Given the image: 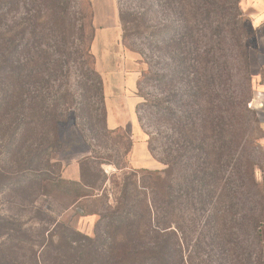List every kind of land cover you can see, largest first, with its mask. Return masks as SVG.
<instances>
[{
	"label": "rangeland",
	"instance_id": "rangeland-1",
	"mask_svg": "<svg viewBox=\"0 0 264 264\" xmlns=\"http://www.w3.org/2000/svg\"><path fill=\"white\" fill-rule=\"evenodd\" d=\"M115 1L114 11L119 16L121 12L126 14L125 23H118L120 28H117L113 45H95L92 51L96 57L91 48L89 50L92 35L90 2L63 1L68 3V16L75 28L67 43L68 55H63L56 77L48 78L44 86H47V105L54 101L52 95H57L58 109L65 108V114L62 113L63 120L58 126L57 142L51 148L45 149L48 139L30 134L21 149L23 153L20 154L24 157L10 165L0 148V166L7 163L12 172L10 182L0 190V264H75L80 253L85 257L88 250L105 251L110 242L106 234L110 230L108 224H115L118 205L124 203V191L125 196L131 198L130 203L141 200L143 195L151 193L152 186L155 187L154 183L158 181L152 176L160 178L156 183L158 187L169 185L174 189L177 198V193L183 189L178 165L193 162L188 161L190 156L185 154L188 147L184 146V149L183 144L187 145L194 127H199L200 107L204 102L206 104V99L212 101L216 94V104L222 108L223 99L233 96L240 85V75L236 72V40L247 37L252 46L250 54L255 47L249 12L242 7V0L238 3L239 11L235 7L236 0H230L226 16L221 17V21L219 17H212L213 27L205 25L200 30L195 29L192 37L182 36L184 23L177 0ZM20 8L4 11L8 24L20 20L22 11L29 12V15L34 13L36 7L26 2L25 8ZM183 27L184 33H188V26ZM78 28H81L79 35ZM198 49H203L206 59H210L198 72L213 73L211 82H202L195 75ZM224 64L230 72L228 75L223 74ZM97 70L109 74L105 84L106 88L112 89L107 92L106 103L102 101L99 88L102 87L104 95V84ZM94 71L101 78V87ZM254 72L255 69L250 72L248 94L251 99L247 108L256 111L262 121L263 116L252 104L260 89ZM210 94L212 98H209ZM63 95L66 99L61 98ZM213 107L219 111L215 104ZM106 108L109 124L107 120L105 123ZM248 118L251 121V141L243 142L235 154L238 156L241 151L253 155L250 162L254 179L260 185L258 191L264 196V127L262 125L259 130L253 116ZM35 146L38 148L36 152L32 151ZM27 148L31 149L28 153ZM32 161L37 162L32 164ZM171 164L174 170L166 172ZM83 169L86 178L96 189L99 187L95 192L99 200L82 204L84 211L90 214L79 215L73 207L63 210L61 200L64 199L52 190L48 189L44 195L42 178L54 179L62 186L78 182ZM118 169L121 170L118 172ZM230 171L228 167L226 177ZM113 174L115 176L111 178ZM237 186L238 181L232 177L225 188L229 189V194L221 201V208L226 207L227 223L248 215L247 203L241 196H235ZM190 188L189 194L175 200L172 215L159 210V219L179 221L184 227L187 236L185 255L190 257L188 264H264V242L248 231L233 230L228 239L231 243L224 248L210 242L214 233L209 229L213 226L207 217L212 211L214 196L213 205L205 199L199 201V189ZM261 215L264 227V211ZM56 222L68 229H58L52 244L47 243ZM123 226L119 231L115 230L119 236L126 231ZM80 236L92 240L89 249L84 247L87 242ZM68 240H72L73 247L66 246Z\"/></svg>",
	"mask_w": 264,
	"mask_h": 264
},
{
	"label": "trees",
	"instance_id": "trees-1",
	"mask_svg": "<svg viewBox=\"0 0 264 264\" xmlns=\"http://www.w3.org/2000/svg\"><path fill=\"white\" fill-rule=\"evenodd\" d=\"M63 1H0V26H2V28L0 27V148L8 158V164L16 163L24 157L20 154L23 153L21 149L26 137L30 134L35 138L48 139L45 149L51 148L52 144L57 142L58 126L63 120L61 116L62 113L65 114V108L64 110L58 109L59 98L56 97L57 95H52V97L55 96L53 97L54 101L47 105V86L44 84L48 83V78L56 77L55 74L60 69L63 55H68L67 43L71 40L75 28L68 16V3L65 4ZM177 1L181 19L185 27L189 28L188 33H184V25L182 26V36L185 34L191 37L195 29L200 30L205 25L209 28L213 27L212 17L216 16L220 19L226 16V9L231 4L230 0ZM239 1L235 2L236 9H238ZM26 2H31L36 7L34 13L29 15V12L22 13V11L20 20L15 23L11 21L8 24L9 21H7L4 11L9 12L13 7L16 10H21L20 6L25 8ZM236 15L241 17V14ZM125 17L126 14L121 12L119 19L123 25ZM250 27L253 31L251 24ZM123 30L125 33L124 26ZM229 31L232 33L230 29ZM76 32L78 35L81 34V28H78ZM92 37L93 29L89 50ZM245 38L246 41H244ZM245 38L236 40V49L238 50L236 72L241 79L237 91L233 96H226L222 102L220 101L223 105L222 108L216 104V94L213 95L214 98L210 94L209 98H212V101L206 99V104L204 102L200 107L202 118L199 127H194V131H191L189 135L187 145L183 144V147H188L186 149L184 147L186 156L187 153L188 157L190 156L187 160L193 162L178 165V174L182 175L180 184L183 187L177 193L179 196L177 198L174 196V189H171L169 185L168 187H158L156 183L160 182V178L153 176V180H158L154 183L156 188L152 186L151 193L143 195L141 200L130 203L131 198L125 196L126 191H124V203L118 205V214L114 219L115 224H108L110 230L106 234L110 238L109 247L103 252L88 250L85 257L81 253L80 256L77 254L76 256L79 258L74 262L75 264H188L190 257L185 255V237L187 236L184 227H181L179 221H170L163 217L159 219V210L163 209L166 214L172 215L175 200H180L183 194H189L190 187L199 189L198 200L205 199L212 204L214 196V205L212 204V211L207 217L208 223L211 222L213 226L209 229H212L214 233L210 242L219 248H224L231 243L228 239L233 235V230L248 231L250 234H255L258 241L264 242L263 216L261 215L264 211V196L258 191L260 185L256 184L254 179L253 164L250 162L253 155H247L241 151L238 156L235 154L236 149L238 150L243 142L251 141L252 137L249 136L252 129L248 117L253 116L254 123L259 130L263 125L259 116H256L257 112L247 108L251 99V95L248 93L250 91V58L252 54L249 51L252 46L248 42V38ZM196 55L195 75L201 78L202 82L204 80L211 82L213 73L210 75L198 72L204 67V63H208L206 60L210 59H206L207 56L203 49H198ZM204 60L205 62H203ZM222 71L224 75L230 73L225 64L222 66ZM95 77L98 86L101 87V78L97 72H95ZM99 89L102 101L105 102L102 87ZM99 89H97L98 92ZM61 98L66 99V95ZM214 104L219 110L218 112L215 111ZM106 117L105 111V123ZM50 134L51 140L49 139ZM256 136L261 138V136ZM27 149L26 153L31 151L30 148ZM37 149L35 146L32 151L36 152ZM243 151H247V146ZM36 162L32 161V164ZM228 167L231 171L230 175L226 177L225 171ZM120 170L118 169V172ZM171 170H174L172 164L167 166L166 172ZM80 172L78 182H69L62 186L54 179L42 178L41 188L44 195L48 189L57 195L60 194L64 199V201L61 200L63 210L73 207L76 208L77 214L86 215L90 213L84 211L83 205L92 199H94L93 201L99 200L100 197L95 193L99 187L96 189L93 182L86 178L84 169ZM11 174L7 163L0 166V190L10 182ZM111 176L113 178L115 175ZM232 177L238 181V191L235 196H241L242 201L247 203L248 215L240 216L239 221L227 223L226 207L221 208V201L229 194V189L225 188ZM252 189L253 192L250 191ZM44 190L46 191L44 192ZM178 206H180V202H178ZM153 224L156 226L154 227ZM205 224L207 223L205 222ZM122 226L126 231L119 236L115 230L119 231ZM58 229L65 230L68 227L56 222L53 228L54 232L51 231L50 240L48 239L47 243L52 244L53 235L59 231ZM80 237L87 242L84 243V247L88 246L89 249L92 240L88 237ZM70 241L72 242V240L67 241L66 246L71 248L74 245Z\"/></svg>",
	"mask_w": 264,
	"mask_h": 264
},
{
	"label": "crops",
	"instance_id": "crops-1",
	"mask_svg": "<svg viewBox=\"0 0 264 264\" xmlns=\"http://www.w3.org/2000/svg\"><path fill=\"white\" fill-rule=\"evenodd\" d=\"M91 6V25L93 29V37L91 41V51L98 43L113 45L116 40L115 35L117 33L118 23H120L119 15L114 11L115 0H88ZM242 7H244L249 13L250 24L254 31L255 50L251 54L250 67L254 72L255 78L258 81V87L260 88L257 95L252 99L253 107L263 116L262 124L264 127V0H242ZM117 21V25H116ZM104 22V23H101ZM107 37V38H106ZM111 49V47H110ZM92 54L96 57V53ZM101 75L104 84V98L107 102V92L111 88H106V78L109 74H105L97 70ZM107 113V108H106ZM120 115V114H118ZM107 124H109V118L107 113ZM264 144V138H263Z\"/></svg>",
	"mask_w": 264,
	"mask_h": 264
}]
</instances>
